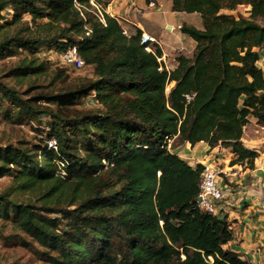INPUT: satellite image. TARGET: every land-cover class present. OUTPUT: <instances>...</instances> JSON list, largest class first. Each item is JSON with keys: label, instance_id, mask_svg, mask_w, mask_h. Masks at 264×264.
Here are the masks:
<instances>
[{"label": "trees", "instance_id": "16d2710c", "mask_svg": "<svg viewBox=\"0 0 264 264\" xmlns=\"http://www.w3.org/2000/svg\"><path fill=\"white\" fill-rule=\"evenodd\" d=\"M243 4L249 18L222 12ZM9 6L16 25L25 12L49 21L2 34ZM172 9L199 13L203 28L181 26L196 48L168 70L141 30L126 35L109 14L100 21L90 0H0V58L30 54L9 71L27 82L25 95L0 81V116H45L50 130L43 146L0 147V178L12 177L0 221L45 264H251L224 248L234 238L228 221L197 204L203 164H189L168 140L219 145L231 164L254 165L260 152L243 135L251 117L264 124V0H173ZM44 44L59 55L76 46L94 78L63 86L66 69L38 56ZM40 88L49 91L32 95ZM92 93L100 112L64 111Z\"/></svg>", "mask_w": 264, "mask_h": 264}, {"label": "crops", "instance_id": "0c3cea01", "mask_svg": "<svg viewBox=\"0 0 264 264\" xmlns=\"http://www.w3.org/2000/svg\"><path fill=\"white\" fill-rule=\"evenodd\" d=\"M108 6L111 13L120 17V23L129 35L138 30L156 39L151 46L162 50L160 60L168 70L177 67V57H191L196 48V41L181 30L183 24L203 28L201 15L174 11L173 0H99ZM263 55V54H262ZM255 121H257L255 119ZM244 140V136H243ZM191 145L190 143H186ZM247 147L255 149L252 145ZM254 165L247 162L231 164L233 153L228 148H212L204 141L187 149L189 164L222 163L230 171L232 194L228 198L225 219L230 225L234 238L224 245L241 255L251 264H264V151H260ZM208 152V154H205ZM182 157L181 155H179ZM186 160V157H182Z\"/></svg>", "mask_w": 264, "mask_h": 264}, {"label": "rangeland", "instance_id": "374dc122", "mask_svg": "<svg viewBox=\"0 0 264 264\" xmlns=\"http://www.w3.org/2000/svg\"><path fill=\"white\" fill-rule=\"evenodd\" d=\"M251 7L248 4L239 5L236 9H224L222 12L234 14L236 17L244 16L250 17ZM15 9L12 6L7 7L4 11L1 12V23L3 24L2 34H10L16 28H19L22 23L31 31L37 30V25L44 24L49 21L47 18L38 19L36 22H33L29 13L25 12L22 15V21L17 25L14 23L15 18ZM116 14L114 13V16ZM115 18V17H114ZM121 22V21H120ZM258 22L264 25V19L258 20ZM122 25V24H121ZM0 33V35H1ZM155 49V48H154ZM263 54L260 61L258 62L259 66L264 71V50H261ZM29 52L22 51L21 53L8 57L0 58V81L8 84L21 93L27 88V82L22 81L18 78H15L10 74L11 65H13L17 60L22 59L26 56H29ZM38 56L46 61L51 68H65L67 78L64 81L63 86L74 87L78 84L84 82L86 79L94 78V69L92 66H85L81 69H74L66 66L63 63L62 57L57 54L55 48L50 44H44L39 49ZM174 83H170L167 87L169 91ZM49 91L48 88L33 89L31 91L32 95L35 93ZM23 95H25L23 93ZM102 109L101 105L97 103L95 93L90 94L82 103L76 107L65 109L64 111L67 114L75 115L82 114L87 111H97L100 112ZM49 121L48 117L40 116L38 118H26V119H5L3 116H0V147L5 145L12 144L17 145L20 141H28L32 145H44L45 139L49 134L50 130L47 126ZM244 143L247 145H252L255 149L264 151V124H260L255 121L253 117L250 118V122L246 125L244 129ZM44 140V141H43ZM207 143V142H206ZM208 144V143H207ZM169 149L182 157L190 158V155H187L186 150L190 149L192 145H187L186 143L180 144L177 138H171L168 140ZM221 148V146L211 147ZM205 154H208L206 152ZM231 152L229 153V155ZM260 155V154H259ZM231 156V155H230ZM232 157V160L235 159ZM231 160V161H232ZM193 162L194 160H188ZM245 163V162H244ZM249 163V162H247ZM249 165V164H248ZM12 177H3L0 178V192L5 190L10 184ZM0 264H45L37 255H35L31 250L21 246L18 242V238L15 234V231L11 225L3 223L0 221Z\"/></svg>", "mask_w": 264, "mask_h": 264}, {"label": "built area", "instance_id": "2783aa9c", "mask_svg": "<svg viewBox=\"0 0 264 264\" xmlns=\"http://www.w3.org/2000/svg\"><path fill=\"white\" fill-rule=\"evenodd\" d=\"M92 11L96 14L100 21L105 22V15L109 14L120 21L118 15L114 16L111 13L108 6L104 5L99 0H90ZM151 6H154L153 2H150ZM126 35H129L128 31L124 29ZM152 42H156V39L146 33L141 35V43L147 44V50L155 51L151 46ZM63 59V63L74 69H81L86 66L85 61L78 54L77 47L70 48L66 53L60 55ZM160 60V58H159ZM161 61V60H160ZM50 148H57L56 140L51 139L48 141ZM204 168L201 173L199 182V192L197 195L198 206L220 218H225L226 211L228 209V198L232 194L233 188L231 186L229 170L222 163H202Z\"/></svg>", "mask_w": 264, "mask_h": 264}]
</instances>
